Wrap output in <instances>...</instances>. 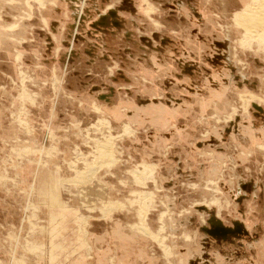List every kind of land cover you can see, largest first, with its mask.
<instances>
[{"label": "rangeland", "instance_id": "rangeland-1", "mask_svg": "<svg viewBox=\"0 0 264 264\" xmlns=\"http://www.w3.org/2000/svg\"><path fill=\"white\" fill-rule=\"evenodd\" d=\"M253 1L0 0V264H264Z\"/></svg>", "mask_w": 264, "mask_h": 264}, {"label": "bare ground", "instance_id": "bare-ground-1", "mask_svg": "<svg viewBox=\"0 0 264 264\" xmlns=\"http://www.w3.org/2000/svg\"><path fill=\"white\" fill-rule=\"evenodd\" d=\"M260 10L264 11V0H261V1L260 0H254L251 4L247 5L242 11H240L236 14V17H238V24H240V26H242V28L246 34L252 35V33H253V36H254L255 35L254 33H256L257 35L259 34L257 32L258 30H262L264 32V21L261 20L264 18V17L262 18V16H264V12L261 15V18L259 17L260 19L256 20V16L259 15L258 13H260L259 12ZM260 37H261V35H260ZM259 40H262V39H259ZM216 223L217 222H214L213 224H216ZM213 224H212V226H213Z\"/></svg>", "mask_w": 264, "mask_h": 264}, {"label": "water", "instance_id": "water-1", "mask_svg": "<svg viewBox=\"0 0 264 264\" xmlns=\"http://www.w3.org/2000/svg\"><path fill=\"white\" fill-rule=\"evenodd\" d=\"M217 224V226L216 227H218V229L217 230H221V231H226L225 229H223V228H221L220 227V224L219 223H216ZM212 225V224H211ZM208 231V230H207ZM208 233H210V231L208 232Z\"/></svg>", "mask_w": 264, "mask_h": 264}]
</instances>
